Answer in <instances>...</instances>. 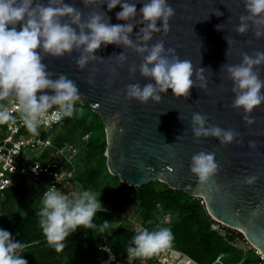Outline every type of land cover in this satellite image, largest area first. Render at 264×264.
I'll return each mask as SVG.
<instances>
[{
  "label": "water",
  "instance_id": "1",
  "mask_svg": "<svg viewBox=\"0 0 264 264\" xmlns=\"http://www.w3.org/2000/svg\"><path fill=\"white\" fill-rule=\"evenodd\" d=\"M147 2L122 0L137 9L134 17L123 21L117 19L120 5L109 10L106 0H34V8L72 6L81 13L82 24L100 14L106 23L133 25L128 34L131 45L101 44L83 67L78 64L81 56L88 55L83 46L60 57L37 49L49 79L63 75L72 80L79 101L101 116L111 175L131 187L162 182L202 199L214 221L242 233L264 258V103L247 114L254 121L248 124L244 110L234 107L237 93L227 70L242 64L245 55L255 58L257 53H264V22L252 16L243 21L248 25L245 33L236 30L241 17L251 16L246 0H167L173 9L167 29L157 20L159 31H153L151 39L145 41L147 22L141 8ZM60 22L70 24L77 33L81 31L68 16L61 17ZM257 32L262 35L257 36ZM159 43L169 61L191 63L193 84L187 96H176L171 89L160 91L152 77L142 74L145 57ZM139 48L146 50L140 52ZM253 70L264 81V63L254 65ZM150 83L156 87L159 100L129 97V86L142 89ZM40 94L55 93L45 89L37 96ZM7 98L19 102L14 94ZM195 114L204 117L206 129L231 130L233 141L222 143L221 138L211 135L197 137L193 131L198 127L193 121ZM200 152L213 153L218 165L206 182L191 172L192 157ZM249 177L256 178L254 183L246 182Z\"/></svg>",
  "mask_w": 264,
  "mask_h": 264
},
{
  "label": "clouds",
  "instance_id": "2",
  "mask_svg": "<svg viewBox=\"0 0 264 264\" xmlns=\"http://www.w3.org/2000/svg\"><path fill=\"white\" fill-rule=\"evenodd\" d=\"M33 2L34 0H0V100L14 94L23 113L24 125L30 132L37 133L39 117L47 109L58 105L64 116L71 117L74 102L80 98L72 80L63 75L57 80L49 79V73L37 49L60 57L70 53L74 47L83 46L84 52L88 54L81 56L78 61L83 67L101 44L131 45L132 41L128 34L132 32L133 25L130 23L112 25L104 22L100 14L92 15L86 24H82L81 13L72 6L34 8ZM58 2L62 3V0ZM106 3L109 10L120 5L118 20L127 21L136 15L135 4L122 3V0H106ZM246 8L251 16L241 17L242 23L236 29L241 34L248 28V25L243 23L245 19L254 16L261 18L258 22H264V0H246ZM141 13L147 22V27L143 30V39L147 41L151 39L153 31H159L157 20H162L163 27L167 29V22L173 15V9L167 0H148L141 8ZM65 16L70 17L72 24L81 28L79 33L70 24L60 22V18ZM84 28L89 31H83ZM260 35L262 33L257 32V36ZM145 50L138 49L140 52ZM163 51L162 43L152 47L141 66L142 74L152 77L160 91L171 89L176 96H187L193 84L191 63L179 59L169 61L162 55ZM261 63H264V53H257L255 58L245 55L242 64L229 66L227 69L234 81L233 91L237 93L234 107L244 110L248 124L254 121L248 118L247 114L264 103V93L261 92L264 81L253 70L254 65ZM45 89H52L55 94L37 96V93H43ZM155 93L156 87L151 83L142 89L138 85H131L128 90L129 97L140 101H147L150 97L159 100L160 97ZM11 118L10 112L0 110V122H6ZM193 121L198 125L193 129L197 137L211 135L221 138L222 143H230L234 139L231 130L225 131L219 127L206 129L205 119L200 114H195ZM217 168L213 153L200 152L192 157L191 172L196 174L201 182L208 181ZM255 179L249 177L246 182L252 184ZM101 208L99 196L90 189L80 190L69 197L50 187L43 193L38 213L39 225L49 245L60 251L65 247L63 243L65 239L77 228H96L93 220ZM109 226L105 221L100 230L104 231ZM11 236L9 231L0 228V264H28L23 258L26 245L14 242ZM173 238L170 228L163 227L153 231L143 228L137 231L131 244L134 247H128L127 252L145 262L142 256H150L169 246ZM17 250H24L22 256L16 254Z\"/></svg>",
  "mask_w": 264,
  "mask_h": 264
},
{
  "label": "trees",
  "instance_id": "3",
  "mask_svg": "<svg viewBox=\"0 0 264 264\" xmlns=\"http://www.w3.org/2000/svg\"><path fill=\"white\" fill-rule=\"evenodd\" d=\"M74 123H79L84 134L89 135L81 159L86 161V169L74 180L82 189H88L97 184L104 174L114 179L117 185L106 189L102 198L112 206L116 216H122L127 207L133 205L134 214L129 219H137L144 227L151 220L157 205H160L166 212L178 214L177 221L170 225L174 237L171 243L173 250L187 256L195 264H218V260L220 264H264V259L256 255L254 249L244 256L239 254L235 243L247 244L243 234L214 221L202 199L171 189L166 184L158 188L159 182L131 187L121 182L118 176L111 175L105 156L107 141L104 123L90 106L74 102L73 115L57 127L46 130L44 136L51 138L56 130L65 129ZM53 141L57 147L65 143L59 138ZM44 191L45 186L33 185L28 178L20 177L14 179L12 186L4 188L0 197V228L9 231L14 242L26 245L23 258L28 264H96L99 258L104 257L100 250L104 245H108L120 259L127 256V248L131 246L138 229L115 227L101 231L103 223L106 221L110 225L112 219V213L104 210L98 211L94 217L96 228H77L63 242L65 247L56 251L45 240L39 225L38 213ZM31 197L33 199L29 200ZM28 202L32 207L22 213ZM213 225H217L218 229L214 230ZM136 264L159 263L157 257L152 256L144 263Z\"/></svg>",
  "mask_w": 264,
  "mask_h": 264
},
{
  "label": "built area",
  "instance_id": "4",
  "mask_svg": "<svg viewBox=\"0 0 264 264\" xmlns=\"http://www.w3.org/2000/svg\"><path fill=\"white\" fill-rule=\"evenodd\" d=\"M0 110L10 112L12 117L6 122H0V197L4 188L13 185L15 178L26 177L37 186L43 183L45 191L50 187L59 190L62 182L74 179L73 159L78 149L68 143L57 147L51 138L44 136L46 130L57 127L67 118L58 105L47 109L39 117L37 133L30 132L24 125L19 102L4 98L0 100ZM85 137L88 139L89 135ZM134 228L140 230L145 227L139 221ZM212 228L217 230L218 226L213 225ZM100 250L104 257L99 258L96 264L144 263L140 257L129 254L120 259L108 245L100 247ZM23 251L17 250L16 254L22 256ZM174 252L170 244L154 254L159 264H172Z\"/></svg>",
  "mask_w": 264,
  "mask_h": 264
},
{
  "label": "rangeland",
  "instance_id": "5",
  "mask_svg": "<svg viewBox=\"0 0 264 264\" xmlns=\"http://www.w3.org/2000/svg\"><path fill=\"white\" fill-rule=\"evenodd\" d=\"M84 133L85 131L83 130V127L79 123H74L65 129L56 130V132H53V134L51 135L52 140L59 138L63 140L65 143L74 145L78 149V152L76 153V156L73 159V166L75 167L74 179H76L77 176L81 175L83 171H85L86 169V161H82L81 159H83L84 157L83 154L85 151L84 148H86V143L88 142L89 138L87 139L85 137L86 134ZM105 156H106V152H105ZM74 179L71 181L62 182V184L59 186L58 191L71 197L73 193L78 192L80 190H84V188L82 189V187H80L81 185L78 184V182L75 181ZM42 184L43 183H41L40 185ZM161 184H165V183L159 182L157 187L161 188ZM116 185L117 183L114 179L109 178L107 177V174H104L97 182V184L95 185L93 184L89 186L88 189L94 191L97 194V196H99V200L102 206L101 210L112 213L111 214L112 219L109 228H115V227H126V228L128 227L130 229L134 228L135 224L139 223V221L137 219H135L136 222H133L134 220H129V217H132L134 214L132 208L133 205L127 207L126 212L122 216L118 217L116 216V214L113 213L112 206L109 205L107 202H105L102 198L104 191L106 189H110L112 187H115ZM31 199H33V197H31L29 200ZM26 204H27L26 208L22 210V213L28 212L29 209L32 207L31 203L28 202ZM177 218H178V214L176 212L174 211L166 212L165 210H163V208L160 205H157V208L153 212L151 220L146 222L144 227L150 231L159 230L160 228L163 227L170 228V225H172L173 222L177 221ZM235 246L237 247L240 255L244 256L246 253H248L250 249H254L255 254L258 255L262 260L264 259L262 256H260L259 251L253 248L248 242L247 244L243 242H236ZM172 261H173L172 264H190V263L195 264L187 256L181 254L178 251H175L173 253ZM217 263L220 264L221 262L218 260Z\"/></svg>",
  "mask_w": 264,
  "mask_h": 264
},
{
  "label": "crops",
  "instance_id": "6",
  "mask_svg": "<svg viewBox=\"0 0 264 264\" xmlns=\"http://www.w3.org/2000/svg\"><path fill=\"white\" fill-rule=\"evenodd\" d=\"M152 256H153V257H156L155 255L152 254V255H150V256H146V257H145V256H142V258H144L145 261H146V260L150 259Z\"/></svg>",
  "mask_w": 264,
  "mask_h": 264
}]
</instances>
